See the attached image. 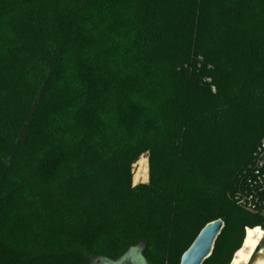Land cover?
<instances>
[{
    "label": "trees",
    "instance_id": "trees-1",
    "mask_svg": "<svg viewBox=\"0 0 264 264\" xmlns=\"http://www.w3.org/2000/svg\"><path fill=\"white\" fill-rule=\"evenodd\" d=\"M263 137L264 0H0V264H165L216 220L230 264L264 229L234 200Z\"/></svg>",
    "mask_w": 264,
    "mask_h": 264
},
{
    "label": "rangeland",
    "instance_id": "rangeland-1",
    "mask_svg": "<svg viewBox=\"0 0 264 264\" xmlns=\"http://www.w3.org/2000/svg\"><path fill=\"white\" fill-rule=\"evenodd\" d=\"M196 67L199 68V65L196 66ZM194 76L196 78L197 77L200 78L201 75L198 74V72H194ZM204 82H206L207 84H211L212 83V79L211 78L205 79ZM211 88H212L211 91L214 94L215 93V91H213L214 86H212ZM242 136H244V137L242 138ZM208 137L209 136H208V133H207L206 129H201L200 130L199 128H193V129H191V131H190V133L188 135L189 142L187 144V147H189V149H197V150H199L201 148V150L203 151L205 149L206 143L208 141ZM252 137H253L252 127L250 129H248L247 131H245V132L240 130L238 135H237V139L239 140V142L242 145H243V141H245L247 139L249 140ZM225 151L226 150L221 151L219 153V155H224L222 152H225ZM192 152L194 153V150H192ZM196 152H199V151H196ZM149 156H150L149 153L143 154L140 157L139 161L133 166V172H132L133 186H137L139 184H147L149 182V170H150ZM237 160H239V156H234L233 159L230 161L231 163L229 164V167H231L233 171L237 172L236 175H238L240 173L241 169L244 166V164H243L241 167H238L237 166V162H236ZM182 170L184 172H189L188 171L189 169H188V167L186 165L182 166ZM200 207H203V204H201ZM210 214L212 215V213H209L208 211L203 213L202 210H201V212L199 214H196V213L189 214L187 212V210L185 209V210H183L182 213L179 214V218L183 219V220H186L189 223L193 220L194 227H195V232H197L199 230V228L201 226H203V223L205 222V221H203L204 218L207 219V217H209ZM261 217L264 218V212L261 213ZM184 218H186V219H184ZM227 228L228 227L226 225L225 230ZM175 231L176 230H174L173 234L168 237V239H169V243H168L169 250L167 251L168 257H167V260H166L165 264H180V259H181L182 252L179 250L178 245H176L174 243L175 240L177 239V237L175 235ZM244 236L246 238V232L245 231H244ZM221 237L223 238V235L220 236V238ZM245 238H244V240H245ZM244 240L242 241V245L240 246L241 248L243 246ZM220 242H222L221 239H220ZM261 245L264 246V239L261 242ZM223 249L224 248L221 245V243L216 241V243L213 245V251H212L211 256L203 264H218V259L221 256V253L223 252ZM235 252H234L233 256L231 257V263H232V261L234 259L235 254H236ZM260 259H264V253L257 254L255 259H254L255 261H252L251 264L256 263ZM112 264H147V263L144 260L140 249L139 248H134V249H131L130 251H128L122 258H120L118 261H116V262H114Z\"/></svg>",
    "mask_w": 264,
    "mask_h": 264
},
{
    "label": "built area",
    "instance_id": "built-area-1",
    "mask_svg": "<svg viewBox=\"0 0 264 264\" xmlns=\"http://www.w3.org/2000/svg\"><path fill=\"white\" fill-rule=\"evenodd\" d=\"M234 200L237 206L247 212L260 215L264 212V137L252 155L251 164L239 175L235 185ZM261 229L262 242L264 229Z\"/></svg>",
    "mask_w": 264,
    "mask_h": 264
},
{
    "label": "water",
    "instance_id": "water-1",
    "mask_svg": "<svg viewBox=\"0 0 264 264\" xmlns=\"http://www.w3.org/2000/svg\"><path fill=\"white\" fill-rule=\"evenodd\" d=\"M223 228L224 222L222 220L208 223L199 233L190 248L182 255L180 264H203L212 254L213 245ZM259 253H264L261 250V246L257 247L254 259Z\"/></svg>",
    "mask_w": 264,
    "mask_h": 264
},
{
    "label": "bare ground",
    "instance_id": "bare-ground-1",
    "mask_svg": "<svg viewBox=\"0 0 264 264\" xmlns=\"http://www.w3.org/2000/svg\"><path fill=\"white\" fill-rule=\"evenodd\" d=\"M263 230L259 227L247 229L246 238L242 248L235 254L231 264H251L257 247L262 240ZM255 264H264V259H260Z\"/></svg>",
    "mask_w": 264,
    "mask_h": 264
},
{
    "label": "flooded vegetation",
    "instance_id": "flooded-vegetation-1",
    "mask_svg": "<svg viewBox=\"0 0 264 264\" xmlns=\"http://www.w3.org/2000/svg\"><path fill=\"white\" fill-rule=\"evenodd\" d=\"M259 246H261V250L264 251V246L261 244Z\"/></svg>",
    "mask_w": 264,
    "mask_h": 264
}]
</instances>
